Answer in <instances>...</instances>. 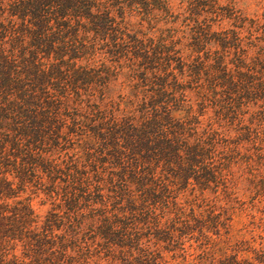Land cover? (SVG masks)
I'll return each mask as SVG.
<instances>
[{"label":"trees","instance_id":"1","mask_svg":"<svg viewBox=\"0 0 264 264\" xmlns=\"http://www.w3.org/2000/svg\"><path fill=\"white\" fill-rule=\"evenodd\" d=\"M229 6L0 0V264H264V14Z\"/></svg>","mask_w":264,"mask_h":264},{"label":"rangeland","instance_id":"2","mask_svg":"<svg viewBox=\"0 0 264 264\" xmlns=\"http://www.w3.org/2000/svg\"><path fill=\"white\" fill-rule=\"evenodd\" d=\"M217 1H219L220 5H223V8H225L224 6L228 4L230 5L228 8H232L235 12L242 13L250 17L254 15L261 16L262 14H264V0H217ZM80 138H81L80 136H75L74 139H72V141L74 142L67 143V149L62 150L61 152L62 155H64L65 153H70L71 148L73 147V143L75 144V142H77ZM85 149L88 151L87 158L88 157L93 158V156L98 157V155H100L102 151L100 150V148H97L96 146H93V145L85 147ZM64 158H66L67 160L69 159V157H66V156ZM96 165L99 167L101 166V162H98L97 159H96ZM86 169H87V173L93 172L92 167L86 166ZM98 169H101V168H98ZM61 175L64 176V174H61ZM30 178L32 182L26 183L24 188H22L21 186L16 187L15 193L18 195L15 196L14 198L31 197V203H32V206L35 212L39 215H44L46 211L51 208V204H50L51 202L48 199H46V196L41 191L42 189H47L49 187L50 182H48L49 180L47 179L46 174L43 175V182H42L43 184L40 186L39 184H37V182L34 181L36 178L34 177L33 178L30 177ZM56 180L60 184L63 183L59 179H56ZM9 201H12V198H10ZM260 211H261L260 213L264 215V206L260 208ZM239 226L240 224L236 222L234 223V228H237Z\"/></svg>","mask_w":264,"mask_h":264}]
</instances>
